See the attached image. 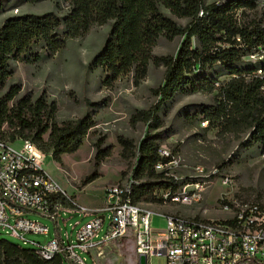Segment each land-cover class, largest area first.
<instances>
[{
    "label": "trees",
    "instance_id": "obj_1",
    "mask_svg": "<svg viewBox=\"0 0 264 264\" xmlns=\"http://www.w3.org/2000/svg\"><path fill=\"white\" fill-rule=\"evenodd\" d=\"M65 14L54 11L9 16L0 26V92L14 74L13 61L33 63L52 57L67 42L84 36L93 25L110 22L102 48L90 66L106 72V83L133 73L142 80L150 63L164 66L163 82L153 89L158 100L147 109H135L132 122H143L148 132L138 142L119 136L125 152L136 157L132 171L133 200L167 202L190 181H176L166 169L170 157L161 155V113L179 93L216 92V102L201 104L194 118L221 126V130L249 133L247 148L264 155V3L260 0H68ZM0 0V13L5 10ZM187 18L185 25L171 15ZM251 12H254L250 15ZM181 37L175 53L156 55L161 37ZM262 56L256 60L252 56ZM229 76L222 80V76ZM18 82L0 93V138L28 139L65 167L63 155L76 152L95 126L91 112L74 120L56 121L57 104L41 94H21ZM93 105L91 102H87ZM7 126V128H5ZM101 143L95 164L101 159ZM105 155V154H102ZM99 176L93 171L86 185ZM168 194L165 198L164 194ZM74 199V195L72 196ZM225 203V201H222ZM68 204V203H67ZM264 209V205H260ZM198 219V218H196ZM64 255L40 257L36 248L0 238V264H66ZM70 262V261H69Z\"/></svg>",
    "mask_w": 264,
    "mask_h": 264
},
{
    "label": "rangeland",
    "instance_id": "obj_2",
    "mask_svg": "<svg viewBox=\"0 0 264 264\" xmlns=\"http://www.w3.org/2000/svg\"><path fill=\"white\" fill-rule=\"evenodd\" d=\"M2 1L6 7L0 13V26L7 17L15 14L48 11L65 14L70 6L68 0ZM260 3L263 4L264 0H260ZM165 12L171 15L168 10ZM252 13L254 14L251 12L250 15ZM171 16L182 25L188 21L187 18ZM110 25V22L93 25L84 36L70 39L52 57L44 56L33 63L13 61L14 74L0 92H5L8 84L18 82L22 87L21 94L29 92L33 98L45 95L49 101L57 104L56 121L59 124L91 112L95 126L76 152L63 155L65 167L55 161L51 154L47 155L43 164L48 174L66 193L71 197L74 195L77 204L88 208L102 206L106 187L133 177L136 157L131 152L124 151L118 137L123 136L138 143L148 132L146 124L141 121L134 124L131 116L135 109H147L158 100L153 89L163 82L165 72L164 66L150 63L146 76L139 82L135 81L133 73H127L120 75L112 83H106V72L101 68H92L89 63L102 48ZM181 40V37L169 40L161 36L153 52L156 55L175 53ZM260 57L262 56L254 55L251 59ZM228 78L227 75L221 77L222 80ZM215 95L216 92L179 93L161 113V126L155 131L163 132L161 155L171 159L156 169H166L168 175L176 181H190L187 183L190 194L194 191L195 183H199L203 189L200 199L190 202H144L143 207L153 210L154 216L160 219L152 225L154 230L165 227L163 215L201 220L227 219L231 212L223 209L224 199L234 203L264 205V155L259 150L246 147L244 143L249 139V133L243 130H221L219 125L193 117L199 105L215 103ZM95 143H101V149L108 152H101L98 166L95 164ZM93 171H98L99 176L85 185L83 180ZM226 178L230 180L228 183L224 182ZM86 214L88 213L80 210L73 214L62 213L60 225L64 227L63 218L68 219L69 224L65 229L69 232L71 225L91 218ZM104 215L105 227L100 233L101 238L110 223V213L105 212ZM28 217L47 225L50 234L28 233L26 238L46 243L56 230L54 220L32 212L28 213ZM7 230L0 231V238L34 247L33 242H25ZM127 243L125 239H119L103 246L102 254L98 256L100 262L95 263L132 264L135 250ZM95 252L99 253L98 250ZM85 255L87 263L91 264L89 255ZM66 264L72 263L67 261ZM151 264H166V258L163 255L154 256Z\"/></svg>",
    "mask_w": 264,
    "mask_h": 264
},
{
    "label": "built area",
    "instance_id": "obj_3",
    "mask_svg": "<svg viewBox=\"0 0 264 264\" xmlns=\"http://www.w3.org/2000/svg\"><path fill=\"white\" fill-rule=\"evenodd\" d=\"M47 155L28 139L12 142L0 138V231L8 229L10 234L28 242V233L50 232L47 225L30 219L28 213L53 219L56 235L46 243L31 241L40 257L51 259L61 254L72 264H88L86 253L98 250L101 255L103 246L132 236L137 254H145L147 264H151L152 257L162 255L166 264H264V209L259 203L241 204L224 199L223 209L231 216L223 220L163 215L165 227L155 231V212L143 207L144 202L133 200V186L139 181L130 177L109 185L104 190L102 206L88 208L77 204L48 174L43 165ZM229 181L226 178L224 182ZM188 186L184 185L171 200L200 199L202 186L195 183L191 194ZM78 210L91 218L71 225L68 232V219L63 218L64 227L60 225L62 213ZM105 212L110 213V223L101 238Z\"/></svg>",
    "mask_w": 264,
    "mask_h": 264
},
{
    "label": "crops",
    "instance_id": "obj_4",
    "mask_svg": "<svg viewBox=\"0 0 264 264\" xmlns=\"http://www.w3.org/2000/svg\"><path fill=\"white\" fill-rule=\"evenodd\" d=\"M156 211H157V212H160V211H158V210H156ZM161 213H162V212H161ZM162 219H163V221H164V223H165V219H164V217H162ZM159 220H160L159 217L153 216V217H152V225H153V224H156L157 221H159ZM55 229H56V228H55ZM155 231H156V230H155ZM56 233H57V230H55V232L51 235V238H50V239H52V238L56 235ZM49 234H50V232H49ZM153 236H154V237H157L158 235L154 234ZM50 239H49V240H50ZM49 240H48V241H49ZM125 241H126V243L128 242L127 244H129L130 247H134L133 251L135 250V257L133 258V260L131 261V263H132V264H139V255L137 254V251H136V242H135L134 238H133L132 236H128V237L125 238ZM133 241H134L135 244L133 243ZM98 256H99V254H97V253L95 252V250L89 254L91 264H95L96 261H97V262H100Z\"/></svg>",
    "mask_w": 264,
    "mask_h": 264
},
{
    "label": "water",
    "instance_id": "obj_5",
    "mask_svg": "<svg viewBox=\"0 0 264 264\" xmlns=\"http://www.w3.org/2000/svg\"><path fill=\"white\" fill-rule=\"evenodd\" d=\"M139 264H147V256L145 254L139 255Z\"/></svg>",
    "mask_w": 264,
    "mask_h": 264
}]
</instances>
